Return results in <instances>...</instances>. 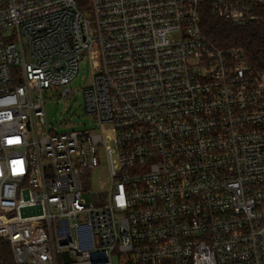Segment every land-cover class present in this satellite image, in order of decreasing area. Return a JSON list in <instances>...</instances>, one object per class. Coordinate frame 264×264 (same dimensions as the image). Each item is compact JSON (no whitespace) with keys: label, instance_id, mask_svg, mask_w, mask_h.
Masks as SVG:
<instances>
[{"label":"built area","instance_id":"2783aa9c","mask_svg":"<svg viewBox=\"0 0 264 264\" xmlns=\"http://www.w3.org/2000/svg\"><path fill=\"white\" fill-rule=\"evenodd\" d=\"M88 1L0 0V264H264V71L202 29L264 0ZM84 59L100 130L57 133L48 92Z\"/></svg>","mask_w":264,"mask_h":264},{"label":"rangeland","instance_id":"374dc122","mask_svg":"<svg viewBox=\"0 0 264 264\" xmlns=\"http://www.w3.org/2000/svg\"><path fill=\"white\" fill-rule=\"evenodd\" d=\"M90 1L85 0L81 7H89ZM92 71L88 59L81 63L77 78L67 87L72 93L63 97L60 89H51L48 92V102L44 106L47 124L51 130L57 133L70 131L99 132L97 121L85 110L83 90L90 85ZM99 167L83 177L84 199L95 206L105 204L109 199L111 178L108 160L105 154L99 155ZM113 264H119L117 257Z\"/></svg>","mask_w":264,"mask_h":264},{"label":"trees","instance_id":"16d2710c","mask_svg":"<svg viewBox=\"0 0 264 264\" xmlns=\"http://www.w3.org/2000/svg\"><path fill=\"white\" fill-rule=\"evenodd\" d=\"M202 29L221 48H243L252 66L264 71V22L257 27L238 28L208 8L203 15ZM7 263L14 264L12 258Z\"/></svg>","mask_w":264,"mask_h":264}]
</instances>
